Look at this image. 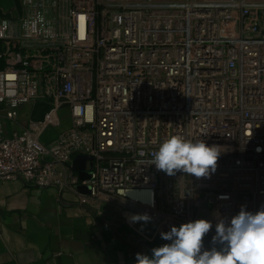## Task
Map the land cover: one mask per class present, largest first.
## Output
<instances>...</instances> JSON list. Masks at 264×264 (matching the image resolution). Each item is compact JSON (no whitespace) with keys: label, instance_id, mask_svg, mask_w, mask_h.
I'll return each instance as SVG.
<instances>
[{"label":"built area","instance_id":"1","mask_svg":"<svg viewBox=\"0 0 264 264\" xmlns=\"http://www.w3.org/2000/svg\"><path fill=\"white\" fill-rule=\"evenodd\" d=\"M24 1L29 13L0 15V180L115 204L134 228L147 214L148 241L206 218L205 248L217 222L264 208V0H68L57 20L50 0ZM41 100L71 126L44 140L62 122L46 115L5 134ZM174 135L219 145L210 177L156 169ZM79 154L93 156L83 176Z\"/></svg>","mask_w":264,"mask_h":264},{"label":"crops","instance_id":"2","mask_svg":"<svg viewBox=\"0 0 264 264\" xmlns=\"http://www.w3.org/2000/svg\"><path fill=\"white\" fill-rule=\"evenodd\" d=\"M27 6L24 0H0V15L27 14ZM49 103L21 105L16 120L4 119L5 134L46 115L60 116L61 109L53 112ZM61 126L50 124L43 139L55 136ZM146 227L144 221L135 228L129 225L122 208L112 203L81 204L70 194L62 201L54 187L0 180V264H136L137 253L150 255L164 244L148 241L136 230L148 236Z\"/></svg>","mask_w":264,"mask_h":264},{"label":"clouds","instance_id":"3","mask_svg":"<svg viewBox=\"0 0 264 264\" xmlns=\"http://www.w3.org/2000/svg\"><path fill=\"white\" fill-rule=\"evenodd\" d=\"M221 152L219 145L174 135L160 143L152 164L168 175L179 170L208 178L215 172ZM129 219L148 222L150 217L133 214ZM212 228L206 218L172 225L161 233L167 243L152 248L150 255L137 253L136 264H264V208L252 212L241 207L230 220L217 222L210 246L205 248L204 237Z\"/></svg>","mask_w":264,"mask_h":264},{"label":"rangeland","instance_id":"4","mask_svg":"<svg viewBox=\"0 0 264 264\" xmlns=\"http://www.w3.org/2000/svg\"><path fill=\"white\" fill-rule=\"evenodd\" d=\"M56 1H57V3H56ZM58 3L59 4L61 3L62 9L56 7V5ZM68 4H69L68 0H62V1L61 0H50L49 4H47L49 6V8L47 9L48 16L50 18H53V19H56L57 20L58 17H60L62 15H65L67 13ZM63 20H64V18H62L60 21L63 23ZM63 25H65V24L63 23ZM48 102H51V101L48 100ZM49 111L50 110H46V112H49ZM60 118H61V121H62V126L61 127L63 129H66V128H68V127L71 126V116H70L69 110L67 108H62L60 110ZM146 230H147V232L148 231L149 232H152V225L150 223H149V228L146 227Z\"/></svg>","mask_w":264,"mask_h":264},{"label":"water","instance_id":"5","mask_svg":"<svg viewBox=\"0 0 264 264\" xmlns=\"http://www.w3.org/2000/svg\"><path fill=\"white\" fill-rule=\"evenodd\" d=\"M88 160L91 161V164H92L93 156H88L85 154H79L75 157L74 162H73V169L78 171L80 176L88 174L86 172V163ZM80 190L82 192H87V193H89L91 191L90 186H81Z\"/></svg>","mask_w":264,"mask_h":264},{"label":"trees","instance_id":"6","mask_svg":"<svg viewBox=\"0 0 264 264\" xmlns=\"http://www.w3.org/2000/svg\"><path fill=\"white\" fill-rule=\"evenodd\" d=\"M153 241H154V242H159V241H160V242L164 243L160 238H156V239H154ZM153 241H152V242H153Z\"/></svg>","mask_w":264,"mask_h":264}]
</instances>
